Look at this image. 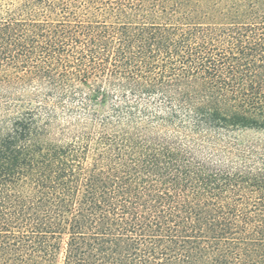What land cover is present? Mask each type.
Masks as SVG:
<instances>
[{"label":"trees","instance_id":"obj_1","mask_svg":"<svg viewBox=\"0 0 264 264\" xmlns=\"http://www.w3.org/2000/svg\"><path fill=\"white\" fill-rule=\"evenodd\" d=\"M0 264H264V0H0Z\"/></svg>","mask_w":264,"mask_h":264}]
</instances>
